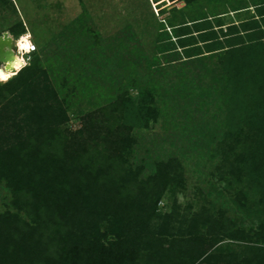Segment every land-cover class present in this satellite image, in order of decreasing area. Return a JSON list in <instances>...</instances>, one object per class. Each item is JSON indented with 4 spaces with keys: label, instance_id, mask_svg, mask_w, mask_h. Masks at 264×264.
Here are the masks:
<instances>
[{
    "label": "rangeland",
    "instance_id": "374dc122",
    "mask_svg": "<svg viewBox=\"0 0 264 264\" xmlns=\"http://www.w3.org/2000/svg\"><path fill=\"white\" fill-rule=\"evenodd\" d=\"M21 25L0 264H264V0H0Z\"/></svg>",
    "mask_w": 264,
    "mask_h": 264
},
{
    "label": "trees",
    "instance_id": "16d2710c",
    "mask_svg": "<svg viewBox=\"0 0 264 264\" xmlns=\"http://www.w3.org/2000/svg\"><path fill=\"white\" fill-rule=\"evenodd\" d=\"M11 1V0H10ZM185 2H190L191 0H184ZM11 2H16V0L15 1H11ZM224 15H222V16H220V17H218L219 19L220 18H222ZM210 20L209 19H206V18H203V19H200L199 20V22H197V23H195L194 25H198V24H201V23H206V22H209ZM204 26V25H203ZM182 27H189L188 25H186V26H182ZM208 29H212V28H207V29H204V30H197L196 32H198V33H201L200 35H203V34H206V33H209V32H207V30ZM20 31L17 33V36L16 37H14L15 39L16 38H19V37H21L22 35H24V34H26V33H28L29 32V30L27 29V28H24V26L23 25H21V28L19 29ZM213 31V30H212ZM30 33V32H29ZM31 34V33H30ZM186 35H191V33H188V34H184L183 36H186ZM31 37H32V35H31ZM209 40H211V39H209ZM33 41V40H32ZM205 41H208V39L207 40H205ZM34 53H36V52H34ZM34 53H32V54H30L29 56H31V55H33ZM28 57V56H27ZM22 65H25V63H23ZM21 65H19V66H15V67H13V69H16V68H18V67H20ZM25 69V68H24ZM23 69H21L19 72L21 73V71H22ZM19 72L16 74V76L17 75H19ZM22 76H23V73L22 74H20V76H18L16 79H18V78H22ZM15 77V76H14ZM13 78V77H12ZM9 79H11V77L10 78H7V79H3V80H9ZM42 165H44V163L43 162H40V166H42ZM33 176V177H32ZM54 177H56L57 179H53V181L54 182H57V183H59V184H61L60 182H62V185L64 186V184H63V180H65V179H61V178H59V174H57V175H55ZM26 180H27V182H26V184L29 186V187H32L31 186V183H32V178H34V180H37V176H35V173L33 174V172H32V174L31 175H27L26 177ZM59 178V179H58ZM61 180V181H60ZM83 180V184H86L87 183V179H82ZM51 181H52V178H51ZM60 181V182H59ZM43 182V181H42ZM80 184H81V186H80ZM80 184H78L77 186H76V188L75 189H77V191H79L78 190V188H80V187H82V182L80 183ZM43 187L46 189L45 191H47L48 193H50V190H49V183H47V184H43ZM122 190H123V188H121ZM112 192H113V190L114 189H110ZM118 190H120V188H118ZM61 191V190H60ZM121 193V195H117V197L118 198H114V196H110V200L112 199L113 200V202H114V199H115V201L117 202V204L119 205L120 204V206L121 205H124V203H125V201H128V198H126L125 197V195L123 194V192H120ZM86 198V200H88L89 198L86 196L85 197ZM115 202V203H116ZM122 252H123V250H122ZM121 251H119V253L117 254V255H115V261L113 262V264H127V259L128 258H130V259H132V260H134V257L129 253V255L126 253V254H124V253H122ZM110 254H112V252L110 251ZM96 259L98 260V259H103V256H97L96 257ZM97 260H94L93 262H89V264H109L108 263V261L107 260H105L104 261V263H102L101 261H99L98 260V262H96Z\"/></svg>",
    "mask_w": 264,
    "mask_h": 264
},
{
    "label": "water",
    "instance_id": "95a60500",
    "mask_svg": "<svg viewBox=\"0 0 264 264\" xmlns=\"http://www.w3.org/2000/svg\"><path fill=\"white\" fill-rule=\"evenodd\" d=\"M16 45L13 37L5 32L0 36V65L16 58Z\"/></svg>",
    "mask_w": 264,
    "mask_h": 264
},
{
    "label": "bare ground",
    "instance_id": "6f19581e",
    "mask_svg": "<svg viewBox=\"0 0 264 264\" xmlns=\"http://www.w3.org/2000/svg\"><path fill=\"white\" fill-rule=\"evenodd\" d=\"M31 36V34H30ZM14 39V38H13ZM14 41H16L18 43V46L20 47V49L22 50H25V48H27V46L29 45L30 43V40L29 38L26 37V35H22L21 37H19L18 39H14ZM25 56H16L15 59L5 63V64H2L0 66H4V67H15V66H19V65H22L23 63H25ZM10 64V65H8Z\"/></svg>",
    "mask_w": 264,
    "mask_h": 264
},
{
    "label": "built area",
    "instance_id": "2783aa9c",
    "mask_svg": "<svg viewBox=\"0 0 264 264\" xmlns=\"http://www.w3.org/2000/svg\"><path fill=\"white\" fill-rule=\"evenodd\" d=\"M11 1H15V0H11ZM27 38H29L30 43L27 46V48H25V50L20 49V47L18 46V43L15 41V45H16V51L15 54L16 56H25V58H27V56H29L30 54L34 53L37 51V46L36 44L32 41V37L30 36V33H26L25 34Z\"/></svg>",
    "mask_w": 264,
    "mask_h": 264
}]
</instances>
